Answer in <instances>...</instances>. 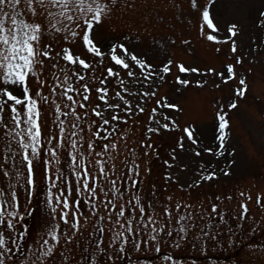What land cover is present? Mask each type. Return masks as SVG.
I'll use <instances>...</instances> for the list:
<instances>
[{"label": "snow or ice", "instance_id": "obj_1", "mask_svg": "<svg viewBox=\"0 0 264 264\" xmlns=\"http://www.w3.org/2000/svg\"><path fill=\"white\" fill-rule=\"evenodd\" d=\"M185 2L172 0L165 7L179 18H193L201 37L230 41L231 53L237 51L234 37L243 36V30L233 22L226 29L231 35L225 34L216 0H187V7ZM125 7L133 5L127 0H0V264H141L129 257L162 248L169 254L159 264H197L174 256L188 246L200 253L247 246L252 235L264 232V216L252 214L243 199L234 208L228 207L231 194L211 198L210 208L203 201L173 202L172 195L162 200L154 182L150 192L143 189L150 166L142 170L125 156L124 167L118 168L121 145L132 156L143 146V155L153 152L160 158L153 137L178 129L181 151L173 148L172 158L163 159L165 188L175 181L191 190L230 174L236 149L227 147L225 108L236 109L249 88L233 63L202 67L195 59L175 58L168 51L174 37H153L144 50L139 30L133 39L113 23ZM166 19L162 16L161 23ZM260 23L264 26V12ZM241 62L237 56L236 64ZM169 74L178 90L196 74L198 86L208 83L209 75L215 87L229 86L232 95L218 101L215 111V155L228 153L227 166L201 163L184 180L172 172L174 160L190 149L199 156L203 146L195 147L201 138L195 121L182 127L184 109L167 94L159 95ZM149 102V123L137 134L139 114L149 112ZM239 196L253 200L243 191ZM262 199L264 193L255 203ZM33 215L40 220L36 233L27 222Z\"/></svg>", "mask_w": 264, "mask_h": 264}, {"label": "rangeland", "instance_id": "obj_2", "mask_svg": "<svg viewBox=\"0 0 264 264\" xmlns=\"http://www.w3.org/2000/svg\"><path fill=\"white\" fill-rule=\"evenodd\" d=\"M127 3L133 7H125L123 14L118 13L113 23L125 36L131 35L133 39H136L139 30L143 34V40L139 45L141 48L149 50L153 37L156 39L164 37L169 40L174 37L176 43L171 45L168 51L175 58L183 59L188 63H192L195 59L202 67H219L224 62L233 63L236 70L245 77L249 88L246 98H240L236 109L225 108L230 120L227 147L229 152L232 148L236 149L235 153H232V156L235 157V164L231 166L230 174H221L219 178H214L213 182H206L203 187H193L191 190L181 189L175 181L169 182L165 188L164 173L168 170V166L163 163V159L172 158L173 148L178 152L181 151L176 143L181 135V131L178 129L170 130L164 137H153L158 146L160 158L155 157L153 152H149L147 156L143 155V146L136 149V156H132L125 152L121 145L120 156L116 161L118 168L124 167L122 162L125 156L128 157L129 164L135 160L142 170L150 166L152 171L144 180L143 189L145 192H150L154 182L162 200L167 195H172L173 202L177 199H183L192 204L203 201L204 205L210 208L211 198L216 195L231 194L233 199L228 204L229 208L236 207L237 203L243 199L249 205L252 214L258 218L264 216V199L261 204L255 203V197L264 193V26L260 23V13L264 12V0H216L215 10L219 15V27L225 30V34L231 35L226 32V29L233 22H238L239 27L243 30V36H239L238 33L237 37H234L237 40L235 53H231L230 41L213 42L208 41L206 36L201 37L198 27L193 23V18L175 16V9L165 7V5H171L172 0H127ZM185 7H187V0ZM162 16L167 18L163 23H161ZM184 39L190 40V44L183 45L181 41ZM216 48L222 50L217 53ZM237 56L242 57L240 64H236ZM178 74L181 76L192 75ZM197 76L198 74L192 76V83L178 90L177 82L169 74L167 82L158 89L160 96L167 94L184 109V112L179 114L178 122L181 126H186L188 121H195L201 132L200 144L195 146H203L200 155L197 156L195 150L190 149L186 156L172 162L171 170L174 174H179L181 180L190 177L193 174L192 170L201 163L223 167L227 166V159L231 158L228 153H225L223 158L215 155V150L219 146L217 140L218 121L215 111L217 102L226 101L232 92L227 84L223 88L215 87L210 75L207 77L208 83L198 86L195 84ZM233 83L236 81L234 80ZM153 91H157V89L154 87ZM152 106V103L149 102V112L139 114L142 124L137 129V134H140L142 129H146ZM171 111L178 113L177 109ZM2 134V130H0V136ZM2 147L0 145V151H2ZM206 148H213L214 151L203 150ZM113 154L115 155V150H113ZM181 164H187L188 167L182 168ZM141 174L145 175L143 171ZM241 191L252 195L253 200L248 201L246 197H240ZM27 222L30 225L31 233L40 230L38 216L33 215ZM32 238L30 235V239ZM246 245H229L221 250L208 249L204 253H200L198 250L193 251L188 246L180 250L174 259L196 261L197 264H213V262L215 264H231L232 260L238 261V264H264V248L261 247L264 245V232L252 235ZM168 254L169 251L162 248L158 253L138 254L135 257H129V259H138L141 264H147L148 261L159 264V258Z\"/></svg>", "mask_w": 264, "mask_h": 264}]
</instances>
